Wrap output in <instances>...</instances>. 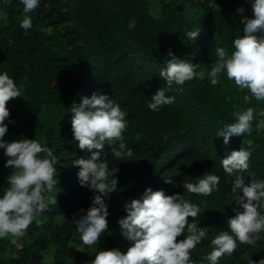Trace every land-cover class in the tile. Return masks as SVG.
<instances>
[{
  "label": "trees",
  "instance_id": "1",
  "mask_svg": "<svg viewBox=\"0 0 264 264\" xmlns=\"http://www.w3.org/2000/svg\"><path fill=\"white\" fill-rule=\"evenodd\" d=\"M239 7L240 0H40L27 13L32 27L25 31L20 27L25 15L21 0H0V72L12 76L22 94L6 102L4 139L35 138L58 157L57 184L45 193L56 195V202L48 203L39 223L33 220L22 235L0 238V264H87L99 247L126 250L131 242L120 232L118 217L126 215L125 201L140 198L147 186L166 194L183 192L200 206L198 216L189 217L208 227L207 236L191 250L190 259L200 264L211 250V239L221 230L230 231L227 218L235 215L234 175L225 172L221 158L233 149L251 147L249 168L242 172L245 183L264 179V128L256 131L264 119V99L225 74L215 85L207 77L215 48L230 53L233 39L242 34ZM198 29L194 39L186 36ZM169 49L188 59L195 52L193 61L205 76L167 86L159 69L170 58ZM161 86L175 100L153 111L147 101ZM94 91L113 96L127 112L123 137L133 155L116 157L112 150L119 141L105 142L104 158L109 168H118V187L104 197L108 228L89 246L75 234L73 219L91 205L94 192L79 184V166L72 161L90 151L73 139L70 109ZM249 106L254 108L253 131L223 143V136L215 135L217 128L234 120V111ZM5 159L0 149V192L11 172ZM204 172L219 175L217 189L208 195L184 190L183 180L194 181ZM249 257H264V231L255 243L237 241L234 252L221 256L219 264H248Z\"/></svg>",
  "mask_w": 264,
  "mask_h": 264
},
{
  "label": "clouds",
  "instance_id": "2",
  "mask_svg": "<svg viewBox=\"0 0 264 264\" xmlns=\"http://www.w3.org/2000/svg\"><path fill=\"white\" fill-rule=\"evenodd\" d=\"M25 15L20 27L25 31L32 27V19L27 13L37 8L40 0H21ZM254 15L245 17L242 34L236 36L233 50L229 53L224 47L215 48L216 59L207 72L209 82L215 85L225 74L240 88H247L256 99H264V0H251ZM242 10V9H240ZM198 30L186 32L194 39ZM195 52L189 53L190 59L176 55L171 49L166 64L159 69V75L165 84L171 86L183 84L193 77L203 78L205 72L198 71L199 64L193 61ZM168 88H157L147 101L148 107L159 111L165 104L173 103L175 97L166 94ZM22 96L14 78L6 71L0 72V149L6 157L4 167L11 166L7 176L8 186L0 192V238L15 239L26 232L48 203L56 202L52 193L57 184L55 164L58 159L51 147L35 138L4 139L8 129L6 118L9 108L6 102L10 98ZM71 128L73 139L80 149L90 151V155L73 159L78 165L77 178L80 185L92 189V203L86 209L74 213L73 222L83 244H97L104 230L108 228V205L104 199L118 187V168H109L104 158V145L119 141L113 148L116 157H132L133 150L123 137L128 121L127 112L120 104L105 92H92L82 95L79 102L72 103ZM264 115V113H262ZM234 120L217 128L215 135L223 136L227 144L230 136L251 133L254 108L249 106L234 111ZM264 128V120L258 121L256 131ZM249 145L252 140L247 141ZM253 149L240 147L231 150L221 158L223 169L234 175L231 191L235 205V215L227 218L230 231H219L210 241L211 250L206 253L200 264H219L224 254L231 255L237 247V241L252 244L260 239L264 231V179L252 178L245 183L243 170L249 168V157ZM43 153V155H41ZM254 177V173L249 172ZM170 182L171 179H166ZM219 175L204 172L194 181L183 180L184 190L208 195L218 188ZM238 206V207H237ZM126 215L118 217L120 232L131 243L126 250L119 247L101 248L95 252L87 264H195L190 259L191 250L207 236L208 227L198 226L196 219L201 212L200 206L186 198L183 192L166 194L161 188L145 187L140 198L125 201ZM186 230V235L184 234ZM183 233V238L177 237ZM248 264H264V257Z\"/></svg>",
  "mask_w": 264,
  "mask_h": 264
},
{
  "label": "built area",
  "instance_id": "3",
  "mask_svg": "<svg viewBox=\"0 0 264 264\" xmlns=\"http://www.w3.org/2000/svg\"><path fill=\"white\" fill-rule=\"evenodd\" d=\"M240 9H242V23H244L245 17L251 18L254 15L251 0H240Z\"/></svg>",
  "mask_w": 264,
  "mask_h": 264
},
{
  "label": "rangeland",
  "instance_id": "4",
  "mask_svg": "<svg viewBox=\"0 0 264 264\" xmlns=\"http://www.w3.org/2000/svg\"><path fill=\"white\" fill-rule=\"evenodd\" d=\"M228 2H230V0H228ZM215 4V2H213V5ZM216 5V4H215ZM264 120V119H263ZM75 234L77 235L78 233L75 231ZM75 249L77 250H82L81 249V247L79 246V245H77L76 247H75Z\"/></svg>",
  "mask_w": 264,
  "mask_h": 264
}]
</instances>
